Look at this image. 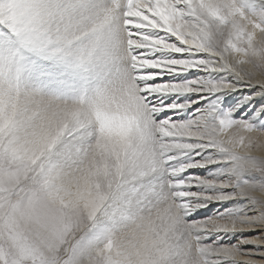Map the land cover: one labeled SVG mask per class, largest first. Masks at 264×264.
<instances>
[{
	"label": "snow or ice",
	"instance_id": "obj_1",
	"mask_svg": "<svg viewBox=\"0 0 264 264\" xmlns=\"http://www.w3.org/2000/svg\"><path fill=\"white\" fill-rule=\"evenodd\" d=\"M0 264H264V0H0Z\"/></svg>",
	"mask_w": 264,
	"mask_h": 264
}]
</instances>
